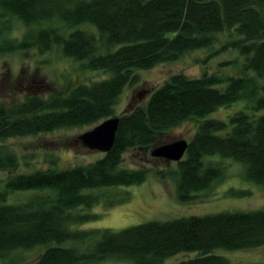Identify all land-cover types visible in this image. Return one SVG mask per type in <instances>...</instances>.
Masks as SVG:
<instances>
[{
    "label": "trees",
    "instance_id": "16d2710c",
    "mask_svg": "<svg viewBox=\"0 0 264 264\" xmlns=\"http://www.w3.org/2000/svg\"><path fill=\"white\" fill-rule=\"evenodd\" d=\"M19 24L23 31L17 35ZM232 31L238 37L223 48L245 58L240 74H174L145 104L131 103L116 114L126 88L141 83L139 70L211 48L221 33ZM56 48L81 69L110 75L69 82L48 97L29 92L22 100L0 98V171L8 173L0 185L1 264H165L193 251L199 255L178 264H232L215 250L264 245V209L151 220L122 230L80 228L97 217L83 210L110 197L100 189L141 184L151 170L173 180L184 203L209 199L226 178L230 158L244 165L245 178L264 186V0H0V55L28 57L31 50L46 54ZM238 102L241 109L228 120L207 118ZM115 116L120 123L113 147L88 164L60 168L52 154L45 168L30 169L31 161L4 144ZM192 120L197 128L175 168L123 166L129 151L144 153L147 162L168 131ZM21 162L30 167L21 170ZM128 198L111 199L105 207ZM34 250L41 252L33 261L21 256Z\"/></svg>",
    "mask_w": 264,
    "mask_h": 264
},
{
    "label": "rangeland",
    "instance_id": "374dc122",
    "mask_svg": "<svg viewBox=\"0 0 264 264\" xmlns=\"http://www.w3.org/2000/svg\"><path fill=\"white\" fill-rule=\"evenodd\" d=\"M22 31L23 25L19 24L14 34L20 35ZM237 37L233 31L221 33L218 41L211 48L188 52L176 61L162 63L153 69L139 70L142 77L141 83L126 88L116 106V114L120 115L126 111L131 103L135 105L145 104L152 91L174 74L184 73L190 77H199L204 70L223 76L240 74L241 62L244 63L245 58L235 49L223 48L229 39L232 40ZM4 74L6 79L2 82ZM109 75L110 73L103 71L81 69L78 62L65 58L58 48L46 54H39L37 50H31L28 57L22 53L4 54L0 55V98L6 102H10L13 98L22 100L29 92L48 97L49 91L62 92L69 82H92ZM49 82L52 84H48ZM53 83L55 84L53 85ZM240 104L242 103L238 102L230 106L220 107L208 114L207 118L228 120L230 115L241 109L242 105ZM95 125L58 129L37 136L11 138L4 144L15 151L23 160L31 161L33 166L30 169L45 168L48 164L46 159L52 154L59 157L57 166L60 168L88 164L104 155L103 152L86 148L79 140L81 134L92 129ZM196 128V121H186L168 131L163 136V142L168 143L183 138L188 140L193 136ZM0 143L2 142L0 141ZM137 153L139 156L136 157ZM142 155L137 151L127 152L123 166L146 165L155 169L175 168L176 162L174 161L168 162L162 158L159 160L152 155L149 157L146 155L147 162H145L141 158ZM219 157L217 155V158ZM230 159L225 160L227 165L226 178L216 189L210 192V198L207 200L189 203L179 201L175 195L173 180L161 179L157 177L154 170H151L148 179L141 184L100 189L99 193H111L110 197L103 199L90 209L83 210V214L97 217L83 223L80 228L83 230L94 228L122 230L151 220L167 221L193 215L264 209V186L245 178L244 165ZM21 166V170L30 167L22 162ZM7 175V172L0 171V185L4 184ZM240 191H249V194H243ZM126 195H129L127 200L111 207H105V202ZM18 197L24 198L25 195H18L16 198ZM40 252L41 250L23 252L21 256L24 257L25 261L30 262L35 260ZM215 253L225 256L232 264L264 262V245L237 250L220 248L215 250ZM198 255L199 252L197 251L180 252L170 257L165 264H178ZM1 263L2 260H0ZM104 264L133 263L108 260Z\"/></svg>",
    "mask_w": 264,
    "mask_h": 264
},
{
    "label": "water",
    "instance_id": "95a60500",
    "mask_svg": "<svg viewBox=\"0 0 264 264\" xmlns=\"http://www.w3.org/2000/svg\"><path fill=\"white\" fill-rule=\"evenodd\" d=\"M119 123V117L107 118L81 134L79 140L83 146L90 150L107 153L114 145ZM188 145V140L184 138L162 143L153 148L151 155L156 158H162L165 161L177 162L183 159Z\"/></svg>",
    "mask_w": 264,
    "mask_h": 264
}]
</instances>
